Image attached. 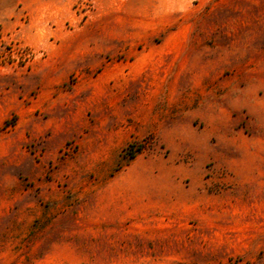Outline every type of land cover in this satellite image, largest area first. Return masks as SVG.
Returning <instances> with one entry per match:
<instances>
[{"label": "rangeland", "instance_id": "rangeland-1", "mask_svg": "<svg viewBox=\"0 0 264 264\" xmlns=\"http://www.w3.org/2000/svg\"><path fill=\"white\" fill-rule=\"evenodd\" d=\"M0 264H264V0H0Z\"/></svg>", "mask_w": 264, "mask_h": 264}, {"label": "bare ground", "instance_id": "bare-ground-1", "mask_svg": "<svg viewBox=\"0 0 264 264\" xmlns=\"http://www.w3.org/2000/svg\"><path fill=\"white\" fill-rule=\"evenodd\" d=\"M174 135V134H173ZM177 144V143H176Z\"/></svg>", "mask_w": 264, "mask_h": 264}]
</instances>
